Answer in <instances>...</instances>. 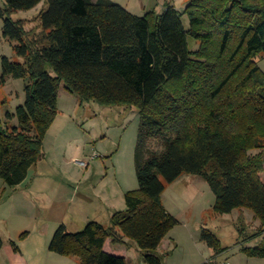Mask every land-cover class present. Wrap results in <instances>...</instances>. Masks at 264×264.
<instances>
[{"label": "trees", "instance_id": "trees-1", "mask_svg": "<svg viewBox=\"0 0 264 264\" xmlns=\"http://www.w3.org/2000/svg\"><path fill=\"white\" fill-rule=\"evenodd\" d=\"M42 3L40 32L29 38L24 18L12 16ZM0 20L23 59L3 57L0 83L9 76L29 80L24 104L7 114L18 126L0 115L5 184L21 185L43 159L62 86L81 103L136 109L140 117L139 189L127 193L126 210L109 227L89 222L73 233L60 225L50 251L79 264H128L105 245L131 241L147 263L162 264L158 249L178 224L163 194L188 174L207 180L216 213L254 212L261 241L241 252L264 259V71L256 60L264 58V0H189L182 11L167 3L163 14L142 17L112 0H4ZM202 240L215 256L229 249L207 230Z\"/></svg>", "mask_w": 264, "mask_h": 264}, {"label": "rangeland", "instance_id": "rangeland-1", "mask_svg": "<svg viewBox=\"0 0 264 264\" xmlns=\"http://www.w3.org/2000/svg\"><path fill=\"white\" fill-rule=\"evenodd\" d=\"M113 1H121L124 8L140 17L151 11L163 14L167 3L179 11L189 4V0ZM0 5L4 6V0ZM44 7L42 3L31 13L12 16L14 20L24 18L29 38L40 32L37 15ZM184 25L189 27L187 17ZM3 27L4 20H0V80L3 57L23 62L15 54L16 43L4 38ZM256 60L264 71V58ZM28 84V79L11 76L0 83L4 124L18 126L17 119L9 120L7 114L24 104ZM139 123L136 109L81 103L64 86L60 88L58 115L45 136L43 159L30 169L24 183L10 187L4 182V189H0L4 262L10 260L5 264H79L77 257L51 252L49 244L62 224L73 233L89 222L109 227L112 216L126 210L127 193L139 189L135 166ZM151 147L161 149L158 141H152ZM81 162L86 166L78 164ZM215 200L203 176L184 174L167 186L163 202L178 224L165 239L164 249L157 253L162 264H264V259L241 252L243 247H256L261 241L256 236L260 221L254 212L237 209L231 214H218L214 211ZM203 230L214 234L228 251L215 256L202 240ZM106 244L107 252L125 257L128 264H149L135 242L114 244L109 239ZM15 247L23 254H15Z\"/></svg>", "mask_w": 264, "mask_h": 264}, {"label": "crops", "instance_id": "crops-1", "mask_svg": "<svg viewBox=\"0 0 264 264\" xmlns=\"http://www.w3.org/2000/svg\"><path fill=\"white\" fill-rule=\"evenodd\" d=\"M113 1V0H112ZM114 2H118V1H114ZM121 1H119L118 2V4H123L122 2L120 3ZM39 7V6H38ZM37 9V8H36ZM36 9H34V10H32V12L33 11H35ZM29 13H31V12H29ZM0 189H4V181H0ZM2 235L0 234V238L2 239V241H3V246H2V248L0 249V264H5L6 262H9L10 260L7 258L6 259V262H4V239L1 237ZM165 241L166 240H164L163 241V243H162V245L160 246V248L158 249V253L160 252V251H162L163 249H164V243H165ZM107 245V244H106ZM19 247V246H18ZM18 247H15V254H18V253H20V254H23L22 252H21V249L20 248H18ZM105 249H106V246H105ZM113 251V250H112ZM52 252V251H51ZM54 253V252H53ZM57 254V253H56ZM123 257V256H122ZM11 259V258H10ZM29 261L27 260V263H28Z\"/></svg>", "mask_w": 264, "mask_h": 264}, {"label": "built area", "instance_id": "built-area-1", "mask_svg": "<svg viewBox=\"0 0 264 264\" xmlns=\"http://www.w3.org/2000/svg\"><path fill=\"white\" fill-rule=\"evenodd\" d=\"M81 166H86V164L84 162L78 163ZM220 264H230L228 261L220 263Z\"/></svg>", "mask_w": 264, "mask_h": 264}]
</instances>
